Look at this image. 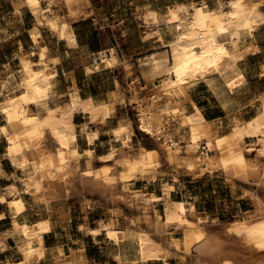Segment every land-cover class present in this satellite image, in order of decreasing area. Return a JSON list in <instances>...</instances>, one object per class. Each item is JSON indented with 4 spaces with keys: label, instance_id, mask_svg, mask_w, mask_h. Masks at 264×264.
I'll return each mask as SVG.
<instances>
[{
    "label": "bare ground",
    "instance_id": "bare-ground-1",
    "mask_svg": "<svg viewBox=\"0 0 264 264\" xmlns=\"http://www.w3.org/2000/svg\"><path fill=\"white\" fill-rule=\"evenodd\" d=\"M41 1L25 0L39 23L46 24L57 33L59 39H66L68 44L75 45L76 36L73 28L71 29L70 21L60 22L59 14L57 15L52 8H43ZM48 1L50 4L53 3V0ZM262 3L255 0H218L217 8L212 9L207 3L199 5L195 2L176 1L164 15L157 17L175 23L176 38L168 44L164 52L148 53L143 61L139 59L143 65L144 76L164 74L167 77L150 92L152 96L146 105L138 100V126L145 133L163 137V146L173 162L185 163L187 169L192 172L197 171V168L198 171L219 170L227 179L232 180L252 177L261 187L264 186V169L259 170L258 163L252 162L248 154L256 152L258 160L264 162V93L260 95L259 108L257 107L255 115L248 119L232 117L230 130L223 132L220 126H214L213 119L211 121L205 116L193 97H189L188 88L198 82H205L210 93L221 98H236L235 92L246 84L247 78L239 62L242 55L235 47L243 32L252 34L256 26L264 23ZM39 54L40 59L36 63L41 68H35L34 61L23 59L20 78H16L9 86L7 81L2 83L0 113L4 118V124L0 126V135L7 142V157L24 173V192L30 193L37 201L48 206L58 197L61 189L72 186L74 180H79V183L86 186L92 185L96 188L102 186L100 171L91 169L90 159L85 163L84 171L78 170L77 161L80 153L74 145L77 133L73 115L79 109L89 110L92 118L96 120V117L100 116L102 122L106 121L114 107L111 103L96 106L91 99L82 101L77 95V90L70 93L69 101L65 105L50 106L51 80L55 76V71L48 69L47 48L43 47ZM97 58L99 63L103 62L108 66L120 60L114 47L99 52ZM32 104L40 106L44 114L41 116L36 114L37 112L34 113ZM173 121L187 136L188 147L185 155L180 153L179 146H175L178 139L175 141L168 131L170 127L168 123ZM128 127L123 125L118 127L117 135L121 136L123 132H127ZM169 130L171 131V128ZM47 132L56 142V149L48 148L45 144V138L49 136L46 135ZM85 136L92 142L98 136V131L88 130ZM129 137L130 132H127L126 138ZM248 138H254L255 142H248ZM201 145H204V148L199 152ZM140 146L138 154L133 156L127 152L120 154L119 158L125 167L118 176L125 182L133 179L138 173L154 176L161 164L158 149ZM86 152L92 153L89 149ZM114 154L115 150H112L107 158L115 157ZM108 175L106 174L107 177ZM106 180L108 184L115 179L109 177ZM7 188L10 195L7 205L13 218L12 235L22 256L21 262L10 264H41L46 255L44 246L46 228L41 222L32 220L34 223H29V216L23 215L26 204L20 195V188L13 185ZM172 188L173 186H169L167 193ZM249 191L255 199L256 208L249 212L248 217L234 219L225 225V233L240 238L250 251L261 254V257L252 263L238 260L235 252L228 251L225 238L223 239L220 232L207 231L202 217L196 215V219L190 218L183 201L168 203L164 217L159 210L152 211V215L148 212L144 216L147 228H142L137 223L138 227L134 229H119L115 226L114 220H109L110 222L104 224L103 228L105 227L107 236L116 243L128 237L135 240L138 246L135 254L144 261L166 262L173 255H192L195 264H264V196L252 189ZM122 195H125L124 192ZM146 199L151 203L160 198L152 194ZM194 209V204H191L192 214ZM130 222L135 223L136 219L131 217ZM101 230L95 229L90 232L96 234ZM172 230H181L182 237L169 236L174 232ZM57 248L56 264H77L83 260L75 251L65 254L62 246Z\"/></svg>",
    "mask_w": 264,
    "mask_h": 264
},
{
    "label": "crops",
    "instance_id": "crops-1",
    "mask_svg": "<svg viewBox=\"0 0 264 264\" xmlns=\"http://www.w3.org/2000/svg\"><path fill=\"white\" fill-rule=\"evenodd\" d=\"M72 1L53 0V3L50 4L48 0H42L41 4L43 8H52L57 15L59 14L60 22L67 21L69 23L70 21L69 24L71 29L73 28L72 30L76 36L75 45L68 44L66 39H59L57 33L46 24L39 23L37 17L33 15L27 4H24V1H11L14 11L8 19L0 22V34H3L6 40L14 41L15 52L12 58L4 62L0 67V90L2 89L3 81H7L9 86L16 81V78H20L23 59L32 60L37 65L36 62L40 59L39 53L43 47H46L48 69L53 72L55 71V76L51 80L52 87L49 95L50 106L65 105L69 101L70 93L77 90V95L80 96L82 101L91 99L96 106H100L102 103H111V106L114 107L112 113L105 119L106 121L102 122L100 121V116H98L99 118L96 117V120L92 118L89 110L79 109L73 115V122L75 123V131L77 133V140L74 145L80 153V158L84 161L92 158L93 161L109 163L117 158V152L124 153L130 151V145L141 144L140 135L144 131L135 122L133 112L138 108L140 100L145 105L150 101V97L152 96L150 92L153 91L154 86L157 84V79L160 77L159 75L155 76L150 74H145L144 76L141 60L143 61L148 53H153L157 47H167L173 41V37L177 32L175 23L167 22L163 18L157 17L167 12L163 10L165 7H171L176 2L173 5H165L164 7L149 6L150 25L147 26L145 23H139L138 28L131 33L129 29L125 28V23L128 21V18L134 15L137 16L140 13L143 14L146 9L141 11L138 6L136 12H129L123 5L121 6L116 3L115 0ZM155 1L161 2L166 0ZM259 1L264 4V0ZM103 16L107 17L106 20ZM114 17L117 18L112 20ZM146 19L148 20V18ZM86 21L90 24V29L86 36H95L97 39L96 43L91 44L90 42L84 41L82 33L76 28L77 23ZM102 22L105 23L102 24ZM164 22L172 25L173 36L168 42L164 41L171 36V31L164 25ZM133 38L137 39V46L132 43ZM109 47L115 48L120 60L118 63L108 66L106 63H99L97 57L99 52ZM162 52L154 53L160 54ZM36 65L35 68L40 67V65H37V67ZM213 95L217 96L216 106L222 107L223 109L231 106L229 98H221L216 94ZM142 96L145 97L143 98ZM193 100L201 107V102L198 98H193ZM31 108L34 113L37 112L36 114H40L41 116L44 114V110L38 105L32 104ZM202 111L206 116L203 108ZM76 116L79 117V120H76ZM207 118L211 121L214 120V126L221 127L222 122L218 118ZM121 123L123 126L131 127L127 129V132H130L129 139L126 138V131L121 136L117 135L116 129L122 126ZM3 124L4 118L0 113V126ZM88 130L98 131V136L92 142L85 136ZM81 133L84 134L83 138L81 137ZM46 135H49L45 138L47 147L56 149V142L49 132ZM3 138L0 135V264H10L11 262H21L22 256L17 247V241L12 235L13 218L12 212L7 205V200L10 199L7 187L13 185L21 189L23 187V179L19 177L18 170L20 171V169L13 165L7 157V148L5 147V150L1 148V140ZM126 139L128 141L125 144ZM88 149L92 151L91 154L86 152ZM112 150H115V157L107 158ZM175 165L176 163L166 159V161L159 165L157 173L154 176L138 173L133 179L125 182V184L132 191L140 192L148 197L152 194L159 196L160 199L158 201L151 202L155 207L154 210H165L166 205L174 201H183L187 207L193 202H191L192 197L188 196V189L182 179H185L184 175L186 177H194L197 174L196 172L199 171L194 170L193 172L195 174H193L192 171L187 169L185 163H181L178 169H176ZM184 169L186 171L182 175L179 170ZM217 171L215 170L214 172ZM209 172L206 170L202 174H209ZM118 175L119 172L115 176L119 177ZM188 182L191 181L188 180ZM74 185H78V183H74ZM74 185L70 189L74 190ZM169 186H173V188L169 190L168 194L167 190ZM20 195H22L25 201L26 212L28 210L26 197L23 194ZM5 197L7 198L6 201ZM239 198L245 199L246 194L241 195ZM103 199L105 203H108V207L114 210L111 212V217L90 218L88 216L78 222L76 227L73 225L68 231L71 233V236L68 237L71 240H73L74 234L81 235L79 239L80 237L83 238V240H79L78 242L74 240V247L71 249V252L75 251L83 257V260L77 264H150L154 262L152 260L144 261L139 256H136V252H133L127 244L131 240L130 237L120 243H116L107 236L105 227L103 228L104 224L110 222L109 220H114L115 226L119 229H134L138 227L137 225L142 228H147L144 216L134 215L133 218L136 219V222L131 223V216L125 220L122 217L123 211L121 210L122 206L120 204L115 203L111 198H106V196H103ZM194 205L196 208V204ZM25 212L23 213L24 216H26ZM28 216L29 223L41 222L43 227L46 228L44 234L46 255L43 260H52L49 264H56L57 247L60 246L48 247L45 238V235L52 230V220L50 219V223H47L49 218L35 219L33 216ZM119 219L122 220V225L119 224ZM95 229L102 230L96 234L91 233L92 231L90 232V230ZM177 232L179 230L174 231L175 234L173 236L180 237L177 236ZM84 239H87V241ZM64 250H66L65 247ZM95 250L97 251V256L92 255Z\"/></svg>",
    "mask_w": 264,
    "mask_h": 264
},
{
    "label": "rangeland",
    "instance_id": "rangeland-1",
    "mask_svg": "<svg viewBox=\"0 0 264 264\" xmlns=\"http://www.w3.org/2000/svg\"><path fill=\"white\" fill-rule=\"evenodd\" d=\"M11 1L12 0H0V22H3L4 19H8L10 15L13 13L14 9L11 4ZM20 1H24V4H26L25 0H20ZM176 1L189 2V3L195 2L196 4L199 5H202L203 3H207L208 6L212 9L213 8L216 9L218 6V0H166L161 2H156L155 0H115L116 3H118L121 6L123 5V7H125L129 12L132 11L136 12L138 10V6L141 11L146 9L145 13L143 14L140 13L137 14V16L134 15L128 18V21L125 23V28L129 29L131 33L138 28L139 23L140 24L145 23L147 26L150 25V19H149L150 15L148 12L150 8L149 6L152 7L155 6L164 7L165 5L170 6L173 5ZM255 2H259V0H255ZM261 6L262 8H264L263 3L261 4ZM168 8L169 7H165V9L163 10L167 11ZM103 18L106 20L107 17L103 16ZM115 18L117 17H114V19L112 20H115ZM146 18H148V20ZM105 22H102V24H104ZM164 25L171 31V36L165 39L164 41V42H168L172 39L173 36L172 25L165 22ZM76 28L82 33L84 41L90 42L91 44L97 42L95 36H86L88 35V30L90 29V24L88 21L77 23ZM248 34L250 33L243 32L241 38L237 43L236 46L237 48L235 47V50L237 51L239 49L237 52H240V54L242 55L241 56L242 58H240L242 60H239V62L241 67L246 73L247 81L246 84L241 89H238L235 92L236 95L235 99L229 98L231 101L230 107H225L223 109L222 107L216 106L217 96H214L212 93H210L205 82H200V83L198 82L196 83L197 85L194 84L195 86L192 85L188 88V93L190 92L189 97L198 98L200 100L201 102L200 105L204 109L206 116L209 118H218L222 122L223 125H221V128L223 132H228L230 130V119L232 117L237 116L240 118L242 117V119H248L253 115H255L259 108L260 95L264 93V65H263L264 64V24L256 26L252 34L250 35ZM176 35L177 32L173 37L174 39L176 38ZM132 43L135 46H137L138 45L137 39L133 38ZM14 44L15 43L13 40H9V39L6 40L5 36L3 34H0V67L3 65L4 62L11 59L12 56L14 55L15 52ZM165 50H167V47H163V48L157 47L153 52H159ZM159 76L161 77V79L160 77L159 79H157L158 81L156 82L157 83L156 85H159L162 82V79H165L167 77L166 75L164 76V74H159ZM133 118L135 122L138 124L139 123L138 108L134 110ZM76 120H79L78 116H76ZM173 122H170V124L168 123V125L170 126L168 127V131L171 132V134L175 138V141L178 139L176 141L175 146L176 147L179 146L178 148L180 149V153H182V155H185L186 148L188 147V143H186L187 136H185V134L180 129L177 128L176 122L174 123ZM170 128L171 131L169 130ZM172 132L173 133L175 132L174 133L175 136ZM183 134L185 140L184 138H182ZM81 137L82 138L84 137L83 133H81ZM140 139H141V144L137 143L135 145L129 146L130 151H127L129 155L132 154L131 156H133V154L134 155L138 154L141 147L140 145H143L147 148L158 149L161 163L166 161V159L173 162V160L170 157H168V152L167 150H165V147L163 146L164 145L162 142L163 137L161 136L158 137L156 135H151L144 132L142 133V135H140ZM247 141L255 142V139L248 138ZM6 145L7 142L3 138L1 140V148L5 150ZM202 148H204V145L200 146L199 152L200 150H202ZM122 153L123 152H117V158L109 163H101L98 161H93L92 158H89L91 160V166H90L91 169H93V171H100L99 173V176L101 175L100 180L105 182V183L101 182L102 186L98 188L92 185L86 186V185H82V183H79L78 182L79 180H74L73 182L75 184L78 183V185H74L73 183L74 190L70 189V187L72 186L63 187L62 188L63 190L61 189V192L59 194L61 196L58 195L59 199L58 197L55 198L54 200H52L53 202H51L48 206L43 202L37 201L35 198L32 197L30 193H25L23 187L20 189L21 194H23L26 197L28 204V210L25 212V214L33 216L35 219L49 218L47 220V223H50L51 220L53 222L52 230H50L51 232L45 235L46 243L48 247L62 246L63 248L64 247L66 248V250H64L65 254H70L71 249L73 248L74 240L77 242L79 240H83L82 237H80L79 239V236L81 235H77V234H74L73 240L68 238L71 236V233H69L68 231L72 228L73 225L74 227H76L78 222L82 221L84 218L88 216L90 218L111 217L112 216L111 212H113L114 210H111L108 207V203L107 202L105 203L103 196H106V198L113 199L115 203L120 204L122 206L121 210L123 211L122 217H124V220L126 218H129L130 216L133 217L134 215H140V213L143 216H145L148 212L150 213V215H152L151 213L152 211H154L155 207L152 205V203L147 202L146 198L148 196L140 192L132 191L129 188V186L125 184V181L115 176L118 174V172L120 173V171L125 167L123 163H121L122 161L119 158L121 157ZM255 153L256 152H252L248 154V157L252 160V162L258 163L259 170H262L264 169V162L259 161L258 156ZM87 160L84 161L81 158H79V160L77 161L78 170L84 171L85 163L87 162ZM173 163H176L175 165L176 169H178V167L181 165V163L180 164L177 162H173ZM262 163L263 165H261ZM96 167L97 169L95 170ZM185 171H186L185 169L181 171L179 170V172L182 175L185 173ZM204 172L205 171H200L199 169L198 172L199 175L195 174L194 177H186L184 175L185 179H182L184 180L183 182L188 189V196L192 197L191 202L193 203L191 204H196V208L194 209V213H193L195 216L190 211L191 205H188L186 207L187 215L192 219H196L197 216L202 217L204 226L207 229V231L209 230V232H214V231L220 232L223 239L225 238L224 242L227 241L225 244L226 249L228 251L235 252L234 254H236L238 260L247 263L254 262V260L261 257V254L259 255L256 252L250 251V249L247 248V246L240 240V238L230 236L225 232H226V226L230 221L237 218L242 219L244 217H248L249 212L253 211V209L256 208L257 205L255 199L254 197H252L249 190L252 189L264 196V186L262 187L259 186L256 179H253L252 177L251 179L235 178L232 180V179H227V176L219 170L217 172L213 171L214 173L210 172L209 174L203 175L202 173ZM106 174L107 175L109 174L111 176L108 175L107 177ZM19 175H20L19 177L23 179L24 173L22 170H20ZM106 177L107 178L113 177V179L115 180H111V182L107 184ZM188 180H190L191 182H188ZM112 183L114 184L112 185ZM104 185L105 187H103ZM114 187L115 190L113 191ZM100 188L103 190L100 191L101 190ZM108 189L109 190L111 189L114 193L112 191L110 192ZM118 191L121 192L119 193ZM123 192L125 194L124 196L122 195ZM243 194H246V198L240 199L239 197ZM126 197L127 199H123ZM6 199L7 198L5 197V201ZM144 199H146V201H144ZM129 200L132 203H130ZM134 204L136 208L134 207ZM139 206L141 207L142 210L140 209ZM158 212L163 217L165 216L164 209ZM71 220H73V222H71ZM119 224L122 225L121 219H119ZM174 234L175 233L173 232L169 236H173ZM176 234L177 236L182 237L181 230H179V232H177ZM84 240L87 241V239ZM131 240L127 242L128 247L133 252L137 253V247H138L137 242L135 240L132 241ZM96 254L97 251L96 250L93 251L92 255L97 256ZM51 261L52 260L49 261L45 259L41 263L49 264ZM150 264H195V260H194V256L192 255H173L166 262L154 261L151 262Z\"/></svg>",
    "mask_w": 264,
    "mask_h": 264
}]
</instances>
